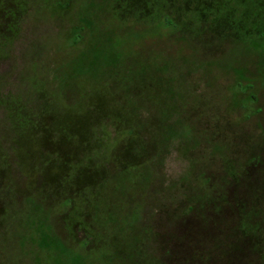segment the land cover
Wrapping results in <instances>:
<instances>
[{"label": "rangeland", "instance_id": "obj_1", "mask_svg": "<svg viewBox=\"0 0 264 264\" xmlns=\"http://www.w3.org/2000/svg\"><path fill=\"white\" fill-rule=\"evenodd\" d=\"M104 5L107 14L99 10ZM225 5L228 14L232 7L229 2ZM117 6L116 0H27L26 11L14 23L17 31L0 38V264H175L169 263L173 260L169 247L176 242L175 231L185 217L189 238H178L175 252H188L183 264H209L216 241H224L222 231L231 233L238 218L229 204L225 206L227 197L240 199L242 214L246 218L253 214L251 223L264 230V30L242 29L236 37L227 28L212 30L206 21L196 28V22L181 17L193 13L190 7L165 9V17L176 28L132 38V47L149 51L153 63L163 68L161 78L174 81L170 89L178 100V109L169 111V118L152 119L156 110L139 112L140 124L146 127L140 135L146 173L139 188L132 191L131 183L115 181L124 168L108 167V159L101 161L105 167L101 175L92 177L94 185L111 179L99 201L117 198L116 205L121 199L124 215L133 213L134 203L142 204L143 242L134 247L135 234L126 232L132 216L112 222L92 208L99 189L92 193L95 198L90 194L92 201L80 198L65 205L61 196L44 193L42 185L47 182L31 167L20 165L15 134L1 101L9 95L26 99L34 85L42 86L48 95H58L57 89L53 91L55 68L90 45L89 31L79 30L80 16L94 20L102 30L109 23L105 17L114 15ZM241 8L244 11L246 6ZM232 12L229 24L238 28L236 11ZM160 21L162 17L153 10L138 27H153ZM109 31L124 35L117 28ZM75 34L81 37L78 42ZM63 103L62 110L74 104ZM110 133L98 144L106 139L111 146ZM93 149V153L100 151L95 143ZM48 152L52 151L43 149ZM51 174L55 175L52 169ZM28 196L34 203L26 200ZM75 211L80 216L73 222ZM55 240L60 246L47 245ZM131 246L134 251L128 263L127 257L114 255ZM258 258L251 255L245 262L263 264ZM216 261L228 264L222 255Z\"/></svg>", "mask_w": 264, "mask_h": 264}, {"label": "trees", "instance_id": "obj_2", "mask_svg": "<svg viewBox=\"0 0 264 264\" xmlns=\"http://www.w3.org/2000/svg\"><path fill=\"white\" fill-rule=\"evenodd\" d=\"M116 2L117 10L114 11V15L111 12V16L105 17L109 23L105 25L106 27L103 26L102 30L94 20L89 18L87 20L84 15L80 16L79 21L82 25L79 30L89 31L90 45L77 58L67 60L55 68L53 82L56 87L53 91L57 89L58 95L53 93L48 95V91L43 90L42 86L34 85V91L28 93L26 99L9 95L1 101V104L7 122L15 134L14 146L17 157L20 158V165L31 167L32 172L37 173L39 178L47 182L42 185L44 193L57 194L62 197L64 204L68 205L80 198L92 201V198H95L92 193L99 189L98 196L93 199L92 208L101 215L105 214L104 216L112 222L117 217L132 216L134 221L130 222L126 232L135 234L133 242L135 247L145 238L143 227H140L142 204L134 203L133 213L124 215L122 209L125 206H122L121 199L116 205L114 203L117 198L108 203L99 201L101 193L111 183V179L97 181L94 185L95 179L92 177L101 175V168H105L101 161L108 159L110 161L108 167H117L119 170L121 165L124 168L120 169L119 177L115 181L120 184L131 183L132 191H136L146 173L145 165L141 162L145 148L141 145L140 138L142 128L145 130L146 127L140 124L139 112L143 110L144 113H150L156 110L157 114H152V119L158 115L169 118V111L178 109V100L174 98L175 94L170 89L174 81L161 78L159 73H163V68L159 69L153 63L149 51L142 47H132V38L135 39L138 35L139 38L144 39L151 34H158L159 28H176V23L164 15L165 9L171 5L176 9L190 7L193 13L185 12L181 17L196 22V28L206 21L212 30L227 28L230 36L238 37L240 31L247 28L261 32L264 30V0L246 2L242 0H116ZM227 2L232 7L231 10L236 11L238 28L229 24L234 15L232 11L226 14ZM26 5L27 0H0V38L5 33L17 31L14 23L17 22L20 12L26 11ZM242 5L246 6L244 11ZM99 10L107 14L108 8L104 5ZM153 10L157 12L158 17H162V21L157 22L153 27H138L139 24H143L145 18L152 15ZM109 27L119 29L124 35L118 37L115 31H109ZM237 29L238 32L235 33ZM263 35L262 33L261 36ZM73 39L78 42L81 37L75 34ZM252 44L256 45L255 42ZM242 46L244 49L247 47ZM64 100L74 103L73 106L62 110L60 105L66 104L63 103ZM146 125L147 123L144 124ZM161 129L163 128L160 124L158 128L160 134ZM108 132H111L109 134L112 137L111 146L106 144V139L101 140L102 145L98 144L100 138L108 135ZM185 132L188 134L187 130ZM170 135L174 133L171 132ZM93 143L96 149L100 150L97 153H93ZM43 149L52 152L43 153ZM51 169L55 172L54 176L51 174ZM136 175L139 177L136 178ZM50 178H53L52 181L49 180ZM90 194H92L91 199ZM230 198L227 197L225 206L229 204L228 206L236 211L238 218L231 233L222 231L224 241L223 243L220 240L216 241L215 256L211 255L209 264L211 262L217 264L216 259L220 255L228 264H246L245 261L248 257L251 258V255L259 257V261L264 264V230L262 231L258 224L251 223L250 218L254 221L253 214L247 218L242 214L240 199ZM26 200L32 203L35 201L31 196ZM79 216L75 211L72 214L73 222L78 221ZM187 222L189 220L185 217L175 231L177 243L178 238H189L187 231H184L188 226ZM122 231L123 229L119 230V233ZM211 239L214 240L213 236ZM176 242L173 241L169 247L171 251L168 253L173 259L169 263L178 264L181 261L183 264V260L188 258V252L185 249L180 250V253L175 252ZM52 244L60 246L56 240L47 243L49 246ZM134 247L131 246L129 250L121 249L114 255L119 259L127 257L126 263H128ZM204 256L205 254L202 257L200 255V259L203 260ZM108 259L112 258L108 255Z\"/></svg>", "mask_w": 264, "mask_h": 264}]
</instances>
